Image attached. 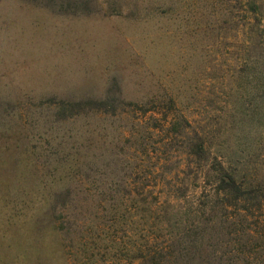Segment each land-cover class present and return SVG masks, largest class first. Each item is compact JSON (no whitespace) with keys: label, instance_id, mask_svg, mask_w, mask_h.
Here are the masks:
<instances>
[{"label":"rangeland","instance_id":"1","mask_svg":"<svg viewBox=\"0 0 264 264\" xmlns=\"http://www.w3.org/2000/svg\"><path fill=\"white\" fill-rule=\"evenodd\" d=\"M203 229L264 264V0H0V264H157Z\"/></svg>","mask_w":264,"mask_h":264},{"label":"trees","instance_id":"2","mask_svg":"<svg viewBox=\"0 0 264 264\" xmlns=\"http://www.w3.org/2000/svg\"><path fill=\"white\" fill-rule=\"evenodd\" d=\"M216 188L217 193L226 194L233 201L244 200L246 195L255 192L253 189H242L236 183L234 175L225 172L223 178L218 179ZM208 233L206 229H203L192 234V237L187 236V232H185V235L174 238L172 243L167 246L168 251L171 249L173 251H169L166 257L160 258L157 264H220L221 259H216L214 248L208 244L211 235ZM203 251H205V255L201 256Z\"/></svg>","mask_w":264,"mask_h":264}]
</instances>
